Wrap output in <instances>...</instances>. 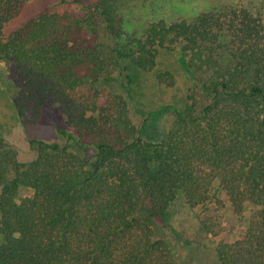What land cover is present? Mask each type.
<instances>
[{
	"label": "trees",
	"instance_id": "trees-1",
	"mask_svg": "<svg viewBox=\"0 0 264 264\" xmlns=\"http://www.w3.org/2000/svg\"><path fill=\"white\" fill-rule=\"evenodd\" d=\"M26 2L0 0L12 102L23 120L55 103L67 127L57 126L64 144L31 140L28 163L0 133V264H188L160 232L180 195L216 237L231 212L233 241L214 248L220 264H264V11L223 5L151 22L138 37L123 29L124 0H61L76 8L7 34ZM170 48L197 87L164 135L147 137L160 112L138 126L111 83L127 89Z\"/></svg>",
	"mask_w": 264,
	"mask_h": 264
},
{
	"label": "rangeland",
	"instance_id": "rangeland-1",
	"mask_svg": "<svg viewBox=\"0 0 264 264\" xmlns=\"http://www.w3.org/2000/svg\"><path fill=\"white\" fill-rule=\"evenodd\" d=\"M60 1L27 0L21 14L7 26V34L44 12L63 13L76 8L75 4H59ZM223 5L245 7L254 15L264 11V0H124L120 14L124 31L139 37L151 22L191 19L202 11L215 10ZM158 73H170L173 82H159ZM198 79L199 76L183 61L179 49L170 48L160 52L155 72H135L134 81L127 89L122 87L120 80L111 84L116 93L126 95L131 117L138 126L147 112H160L155 115L145 136L161 137L170 128L174 109H180L184 105L187 96L193 93L192 89L197 87ZM15 80L17 81L14 66L0 60V133L4 143L16 151L17 159L28 163L37 156V151L30 145L31 140L64 144V140L57 134V126L65 128L67 125L55 103L43 106L38 115L28 113L26 120L21 119L12 102V95L16 92ZM166 107H170L168 111L161 112ZM199 213V208L190 206L184 196L180 195L172 204L169 217L162 221L160 232L173 241L184 262L220 264L214 248L219 239L233 241L230 232L235 220L231 212L225 210L221 219L223 227L216 237L202 228Z\"/></svg>",
	"mask_w": 264,
	"mask_h": 264
}]
</instances>
